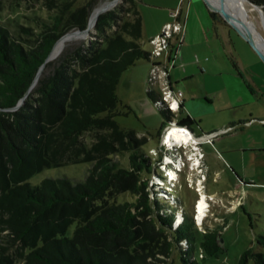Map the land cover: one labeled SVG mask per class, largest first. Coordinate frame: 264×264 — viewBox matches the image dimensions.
I'll list each match as a JSON object with an SVG mask.
<instances>
[{"label": "trees", "instance_id": "obj_1", "mask_svg": "<svg viewBox=\"0 0 264 264\" xmlns=\"http://www.w3.org/2000/svg\"><path fill=\"white\" fill-rule=\"evenodd\" d=\"M249 1L264 6V0ZM76 2L63 3L31 43L0 15V264H161L183 243L184 264H205L206 254L220 250L219 233L198 231L183 212L175 223L179 206L148 196L155 167L142 150L144 138L116 121L120 77L143 60L154 63L141 43L137 0L100 14L95 40L65 48L26 96L62 35L88 27L97 1ZM147 93L171 121L172 112L158 104L160 91ZM178 124L190 128L198 121L187 116ZM81 162L91 164L82 181H29L46 168ZM255 240L260 250L246 249L238 264H264V235Z\"/></svg>", "mask_w": 264, "mask_h": 264}, {"label": "rangeland", "instance_id": "obj_2", "mask_svg": "<svg viewBox=\"0 0 264 264\" xmlns=\"http://www.w3.org/2000/svg\"><path fill=\"white\" fill-rule=\"evenodd\" d=\"M67 1L69 2V0H0V15L11 29L20 31L22 42L31 43L35 39L34 35L41 31L40 27L44 21L59 11V7H63V3ZM92 1L77 0L73 5L75 7ZM96 1L93 10L109 0ZM245 1L243 17L251 26L264 33V6H255L249 0ZM120 5H126L124 0L117 6ZM137 5L143 19L141 42L150 53L155 50L151 38L163 33L164 21L172 25L180 22L183 26L181 42L178 44L180 51L174 67L186 75L185 71L189 66L188 72L194 75L187 80L180 79L174 88L175 91H183L185 97H189L190 104L199 116L196 118L198 125L190 127L196 136L228 126L233 123L228 122L238 113L245 116L251 115L253 111L260 112V107L264 105L261 99L264 92V63L250 45L246 46L243 43L245 41L242 36L234 29L224 26L228 25L219 14L216 20L209 14V7L204 0H137ZM234 6L235 1L232 0L230 7ZM255 7L260 11L252 12ZM25 28L31 30L30 35L24 32ZM95 33L97 31L94 28L89 38L69 43L65 48L73 50L81 43L95 40ZM156 59L157 63L164 64L165 54L162 53ZM150 68L151 64L143 60L122 74L117 91L120 105L116 116V121L121 127L133 129L139 138H144L145 145L142 150L149 155L150 165L155 167L153 169L150 166L152 169L149 173L147 194L152 198L154 194H159L169 199L171 202L165 203L171 204V208L179 206L176 220L179 216L182 218L183 212L186 216H192L198 231L210 230L219 233L220 250L217 255L206 254V258L200 261L205 264H238L241 253L246 249L260 250L255 239L264 235V186L244 185V181L249 177L258 183L264 182V167L248 162L247 167L242 168L243 178L240 180L230 169V158L233 157L243 165L242 159L241 161L239 159L243 158V155L238 152L221 154L218 145L212 143L217 140L214 138L203 143L202 148L199 139L196 138L198 145L190 143L188 147L181 149L180 154L185 156L186 165L179 172L178 181L168 183L164 180L165 174L161 168L166 151L162 150L164 148L160 133L163 123L167 122L147 93L149 90L161 91L160 85L152 79ZM169 77L172 79L171 72ZM182 99L183 97L180 98ZM235 105L241 107L235 108ZM167 109L169 110V106ZM172 115V122L178 123L181 120L182 115L179 113ZM86 138L90 141L89 136ZM195 147L198 150L192 153ZM197 155L202 169L193 168L194 162L191 160ZM245 155L248 157L254 154ZM90 167V163L82 162L50 167L40 173L37 172L29 181L32 185H39L45 178L62 176L82 181ZM233 190L239 191L236 193L242 195L231 197ZM202 192L206 193L211 205L207 216L200 223L194 213L196 214L195 208ZM176 220L175 223L178 222ZM74 228L75 225L70 228L69 233L73 232ZM186 247L185 243L177 245L170 258L161 264H184L180 259V251Z\"/></svg>", "mask_w": 264, "mask_h": 264}, {"label": "crops", "instance_id": "obj_3", "mask_svg": "<svg viewBox=\"0 0 264 264\" xmlns=\"http://www.w3.org/2000/svg\"><path fill=\"white\" fill-rule=\"evenodd\" d=\"M244 7H245V4H244ZM254 10L258 11L259 9H257V7H255V9H252L251 11L253 12ZM167 22L168 21H164L162 26L164 24H166ZM224 26L228 27L226 25H224ZM228 29H230V28L228 27ZM231 38H232V36H231V32H230V40H231ZM184 39H185V37H184ZM243 43L246 46L248 45V44H246V42H243ZM182 51H181V53H182ZM188 70H189V66L187 68V71H185L186 75H184L182 73V71H180L177 67H174L172 69V71H171L172 79H170V82H171L172 88L174 90L176 89V88H174V86L179 84L180 79L187 80L191 76L194 75L193 73H189ZM172 81H173V83H172ZM182 97H183L182 105L179 108V111L177 112L180 115H182L181 119L185 118L187 116H191L195 119L196 118L198 119L199 116H197V114L195 113L196 111H194L192 104H190L189 97H187V96L185 97L184 92L182 93ZM261 99L264 102V92H263V96ZM238 107H241V106L235 105V108H238ZM231 109H233V108H231ZM259 111H260L259 113L253 111L251 113V115H245V116H242L238 113L228 122V123H231V122H233V123L229 124L228 126H222L218 130H214L212 132L211 131L209 132V134H211V135L219 134V135L213 137L214 140H216V139L217 140L213 141L212 143L218 145L219 149L222 151L221 154L225 155V154H229V153L232 154V153L238 152L241 155H243L242 156L243 158H239L240 161L242 159L243 165H242V163L238 162L237 160H234L233 157L230 158L231 159L230 169L233 171V173H235L237 175V177L240 180L243 178V177H241L242 168L247 167L248 162L252 163L253 165H257L258 167H264V105H262V107H260ZM177 113H174V114H177ZM172 119H173V115H172ZM225 125H226V123H225ZM230 128H232L230 131L225 132V133H221L223 131H227ZM209 134L204 133V134H202L200 136H196V137H202L204 135H209ZM205 142L206 141H201L202 148H203ZM247 153H253L254 155L246 157L245 154H247ZM260 165H262V166H260ZM244 172H246V171H244ZM245 180L246 181H244V185L245 184L246 185L251 184L252 186H256V185L264 186V182L258 183L255 180L250 179L249 177H247ZM233 191L234 192L232 193L233 195H231V197H233V196L238 197V196L242 195V194H237L236 193L237 190H233ZM237 192H239V191H237ZM196 215L197 214L194 213V216H196Z\"/></svg>", "mask_w": 264, "mask_h": 264}, {"label": "bare ground", "instance_id": "obj_4", "mask_svg": "<svg viewBox=\"0 0 264 264\" xmlns=\"http://www.w3.org/2000/svg\"><path fill=\"white\" fill-rule=\"evenodd\" d=\"M211 1L215 5H218L219 3L218 0H211ZM234 1H235V6L234 8H231L230 3H232V0H225L227 8L233 15H235L238 19L242 20L245 23V25H247L251 29V31L257 37V41L259 45L264 50V33H262L261 31H258L255 27L251 26L250 23L247 20H245V17H243V14H244L243 12L245 10L244 4L246 1L245 0H234ZM120 2L121 0H109L103 3L102 5H98L93 10L91 18L89 19L88 31L82 33L81 35H75L74 37H72L70 33L62 36L59 39V41L56 42V45L53 47V50L51 52L48 62L51 60H54L55 58L60 57L65 47H67L69 43L80 41L85 38L87 39V37L89 38L90 33L95 28V25H96L95 20L97 19L98 15L104 13L105 9H110L114 6H117V4ZM71 32L73 33L74 31H71ZM174 106L176 105L174 104ZM162 142H163V145H162L163 147H176L180 144L190 145V143L193 145H198L197 144L198 141L196 137L192 134V132H190L189 129L182 127V126H176V125L172 127L170 126V128L166 130L165 135H163ZM195 149L198 150L196 147ZM192 160L194 161L193 168L195 167L194 169H197L198 165H200V161L196 160V157H193ZM165 162H167L168 164H171L172 160L169 157L168 159L167 158L165 159ZM174 164L175 166L173 165L172 170H169L168 172V177H169L168 180L176 182L178 181L177 179H179V172L182 171V168H181L182 162L179 160L175 162ZM199 196L200 198H199V201H197L195 211L197 214L196 217L201 223L207 216V211H209L208 208H210V201L207 199L205 192H202L201 194H199ZM181 221H182V218L181 216H179L178 222L180 223Z\"/></svg>", "mask_w": 264, "mask_h": 264}, {"label": "built area", "instance_id": "obj_5", "mask_svg": "<svg viewBox=\"0 0 264 264\" xmlns=\"http://www.w3.org/2000/svg\"><path fill=\"white\" fill-rule=\"evenodd\" d=\"M182 33H183V26L180 22H176L173 25L168 22L164 25L162 34L154 35L151 38V43L155 46V50L153 53H151V56L154 58V63L151 64L150 73L151 76L153 77L152 79L155 82H157V84L160 85L161 96L158 101V104L161 106H165V108L169 106V110L172 113H177L182 104V100H180V98L182 97L183 91H175L172 88L169 77L171 69L174 68V65L176 64L178 53L180 51V46H178V44L181 42ZM162 53L165 54L164 64L157 63L156 61L157 60L156 58L161 56ZM174 104L176 106H174ZM167 129H169L168 126L166 130ZM187 129L190 130V128L188 127ZM231 129L232 128L228 129L227 131H223L221 133L228 132ZM190 132L192 131L190 130ZM192 134L196 137V135L193 132ZM217 135L218 134H213V135L209 134L196 138L200 139L199 142L201 143V141H211V139ZM161 143L163 144L162 141ZM188 146H189L188 144H180L176 147H163L164 149L162 150L164 152L166 151L164 155V160L166 158L168 159L169 157L172 158L174 155L177 157V161L179 160L181 161L179 151L181 149H184V147L186 148ZM172 150H174L173 153L171 152ZM202 155H204L203 152ZM164 163L165 164L162 165L163 167L161 170L166 175L165 167L168 163L167 162Z\"/></svg>", "mask_w": 264, "mask_h": 264}, {"label": "water", "instance_id": "obj_6", "mask_svg": "<svg viewBox=\"0 0 264 264\" xmlns=\"http://www.w3.org/2000/svg\"><path fill=\"white\" fill-rule=\"evenodd\" d=\"M218 1H219L218 5H215L211 0H204L205 4L209 7V10L215 12L216 14H219L227 23H229L228 25L232 29H234L240 36H242V39L256 51L257 56L264 63V50L259 45V43L257 41V37L255 36V34L251 31V29L247 25H245V23L242 20L238 19L235 15H233L229 11V9L226 6L225 0H218ZM252 4H254V3H252ZM254 5L258 6L257 4H254ZM110 9H105L104 13ZM99 16H100V14L98 15L97 19H99ZM97 19L95 20V24L97 22ZM87 31H88V27L85 29H80V30L74 31L73 33L69 31V32H66V34L70 33V35L72 37H74L75 35H81L82 33L87 32ZM55 45H56V43H55ZM53 47H52V50H53ZM52 50H51V52H52ZM51 52H50L47 60H45L44 64L41 65L40 69L38 70V73L35 76V79L32 83L31 88H29L28 92H26V96H28L29 93L32 91V89L35 88L40 74H42V72L45 68V65L48 63ZM24 101H25V97L22 99L21 102L18 103L16 108H19L23 104ZM172 124H175L176 126H182L178 123H174L172 121H169L168 127H170ZM182 127H184V126H182Z\"/></svg>", "mask_w": 264, "mask_h": 264}, {"label": "clouds", "instance_id": "obj_7", "mask_svg": "<svg viewBox=\"0 0 264 264\" xmlns=\"http://www.w3.org/2000/svg\"><path fill=\"white\" fill-rule=\"evenodd\" d=\"M200 145V144H199ZM196 151V149L194 150L193 149V151H192V153L193 152H195ZM179 153H181V150L179 151ZM184 157L185 156H183L182 154H180V159H181V162L183 163L182 165H181V168L182 167H185V165H186V163H185V161H184ZM192 157V156H191ZM196 157V160H199L198 159V155L197 156H195ZM172 159L175 161V162H177V157L176 156H174V157H172ZM200 161V160H199ZM165 162V160H164V158H163V163ZM191 162H194L193 160L191 161ZM198 167H199V169H202V164H201V161H200V165H198ZM198 167H197V169H198ZM165 180H166V178H165ZM167 181V180H166ZM168 182V181H167ZM169 183V182H168ZM177 221V220H176Z\"/></svg>", "mask_w": 264, "mask_h": 264}, {"label": "flooded vegetation", "instance_id": "obj_8", "mask_svg": "<svg viewBox=\"0 0 264 264\" xmlns=\"http://www.w3.org/2000/svg\"><path fill=\"white\" fill-rule=\"evenodd\" d=\"M167 123H168V121H167ZM167 123H165V125H163L162 126V130H161V133H160V140L162 141V137H163V135L165 134V130H166V126H168V125H166ZM168 154V153H167ZM164 176V175H163ZM165 177V176H164ZM166 178V177H165Z\"/></svg>", "mask_w": 264, "mask_h": 264}]
</instances>
